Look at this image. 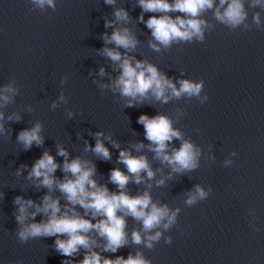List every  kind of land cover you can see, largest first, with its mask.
Listing matches in <instances>:
<instances>
[{
	"label": "clouds",
	"instance_id": "obj_1",
	"mask_svg": "<svg viewBox=\"0 0 264 264\" xmlns=\"http://www.w3.org/2000/svg\"><path fill=\"white\" fill-rule=\"evenodd\" d=\"M30 3L39 8L48 5L55 10L56 7L54 0H30ZM105 3L114 4L115 0H105ZM138 4L144 12L164 13L150 16L146 21L143 15L139 18L151 30L152 37L158 42V44L150 42V46L156 51L160 50L158 45L168 48L173 41H192L194 38L203 41L208 22L200 17L202 13L213 9L214 6L215 19L231 29L245 25L247 19L244 0H219L218 5H216V0H172V2L169 0H138ZM251 6L264 8V0H252ZM169 12H180L184 16L173 18L167 15ZM114 16L118 22L126 24L129 21L128 12L125 9H117ZM253 22L256 25L260 24L259 13L253 16ZM112 24L113 21H105V27H111ZM103 39L105 44H112L115 47H104L101 54L117 63L120 69V75L112 81L110 87L122 98H128V107L134 106V103H143L148 99L149 93L156 100L164 103L173 97L180 98L182 95L189 98L196 97L201 103L209 99L207 95L201 97L203 81L193 82L183 79L179 81L180 87L177 88L172 80L161 74L157 67L147 61L135 60L133 63L135 58L125 53L135 50L138 40L129 28H115L111 35L105 33ZM118 49H124L125 53H121ZM100 74H105L103 68ZM100 87L105 88L109 85H100ZM16 91L11 84L5 85L0 91V101L3 102L0 107L11 101L12 96L8 93L14 95ZM60 99L63 100V96ZM69 115L71 116V113ZM8 119L18 121L20 117L18 114H13ZM3 120L4 113L0 112V121ZM138 123L143 125L145 138L150 142L147 147L155 154L154 159L171 167L169 178L172 173L190 172L199 167L201 150L190 140L184 139L180 130L173 128L171 118L166 115L149 117L142 114L138 118ZM41 131V125L37 123L31 129L20 131L17 140L25 150L30 149L33 144L41 146L44 143ZM4 132V125L0 123V134ZM95 136V146L86 145L85 151L90 150L97 157L105 161L110 160L111 152L100 139L103 133L98 132ZM105 139H110V137H105ZM174 139L181 141L180 147L173 148L169 152L170 143ZM112 144L116 148L120 147L115 141H112ZM133 147L139 152L145 145L140 143ZM57 155L64 157L62 165L58 164L55 157L48 151H44L28 173V179L33 180L37 189L41 187L48 189V194L42 197L41 203H36L31 199L25 200L20 196L14 200L18 206L16 220L22 226L17 232L19 240L27 243L29 239L56 237V251L68 258L75 257L81 249L85 250L82 260L77 262L65 259L62 264H151V261L139 251L135 255L129 254L127 259L102 257L94 250L100 245L90 235L95 232L104 240L103 250L115 253L128 244V234L125 230L126 217L131 216L142 224L143 229V235L140 230L132 231V242L137 245L144 244L146 248L152 249L163 235L156 229L162 228L167 231L177 224L180 209L172 210L167 204L154 202L148 190L151 189V184H148L147 189L142 193L136 195L130 194L128 190L127 186L130 182L137 185L144 182L145 176L142 174H146L149 181L155 177L148 157L144 154L133 155L130 150L121 149L118 162L125 166L126 172L119 168L111 169L109 180L117 188L116 192H111L107 185L98 184L94 178L96 168L91 161L80 157L69 160L67 150L59 144ZM225 163H230V161ZM58 168L65 174L62 179L55 175ZM164 183V178L156 181L157 186L164 185ZM55 191L61 193L66 201L63 208L60 198L51 194ZM208 196V191L196 185L194 191L187 193L185 204L192 206L198 201L207 199ZM76 206L84 210L83 215L77 212ZM32 208L35 210L29 211ZM38 214H43L46 219L35 222ZM29 218L33 222L26 224L25 221ZM153 230L156 231L153 233ZM165 243L170 244L171 237L165 238Z\"/></svg>",
	"mask_w": 264,
	"mask_h": 264
}]
</instances>
